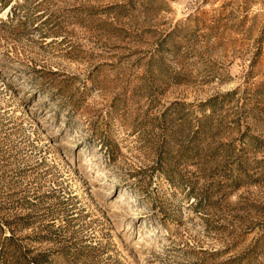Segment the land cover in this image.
Wrapping results in <instances>:
<instances>
[{
  "label": "rangeland",
  "instance_id": "rangeland-1",
  "mask_svg": "<svg viewBox=\"0 0 264 264\" xmlns=\"http://www.w3.org/2000/svg\"><path fill=\"white\" fill-rule=\"evenodd\" d=\"M0 264H264V0H0Z\"/></svg>",
  "mask_w": 264,
  "mask_h": 264
},
{
  "label": "bare ground",
  "instance_id": "bare-ground-1",
  "mask_svg": "<svg viewBox=\"0 0 264 264\" xmlns=\"http://www.w3.org/2000/svg\"><path fill=\"white\" fill-rule=\"evenodd\" d=\"M170 228H171V224L169 225V227L165 228L166 231H164V232H170V231H169Z\"/></svg>",
  "mask_w": 264,
  "mask_h": 264
}]
</instances>
